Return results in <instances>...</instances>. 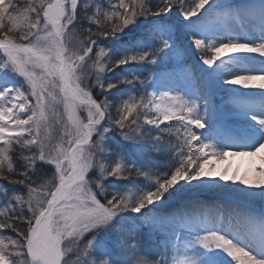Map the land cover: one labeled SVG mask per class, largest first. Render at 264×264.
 <instances>
[{"label": "snow or ice", "instance_id": "6c2138e0", "mask_svg": "<svg viewBox=\"0 0 264 264\" xmlns=\"http://www.w3.org/2000/svg\"><path fill=\"white\" fill-rule=\"evenodd\" d=\"M0 264H264V0H0Z\"/></svg>", "mask_w": 264, "mask_h": 264}, {"label": "bare ground", "instance_id": "6f19581e", "mask_svg": "<svg viewBox=\"0 0 264 264\" xmlns=\"http://www.w3.org/2000/svg\"><path fill=\"white\" fill-rule=\"evenodd\" d=\"M254 91H259V90H254ZM214 163H216V169L213 172L214 177L219 176L225 164H230L231 169L229 170V175H231L232 172L239 170L240 175L237 176V181H239V179L244 175L246 169L249 166V161L246 158H241V157H229V159L226 162L217 163L214 161ZM221 183H225V182L221 181ZM200 198L207 202H219L222 199L221 197H213L208 194H204Z\"/></svg>", "mask_w": 264, "mask_h": 264}, {"label": "rangeland", "instance_id": "374dc122", "mask_svg": "<svg viewBox=\"0 0 264 264\" xmlns=\"http://www.w3.org/2000/svg\"><path fill=\"white\" fill-rule=\"evenodd\" d=\"M199 131V130H198Z\"/></svg>", "mask_w": 264, "mask_h": 264}]
</instances>
